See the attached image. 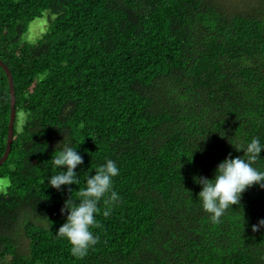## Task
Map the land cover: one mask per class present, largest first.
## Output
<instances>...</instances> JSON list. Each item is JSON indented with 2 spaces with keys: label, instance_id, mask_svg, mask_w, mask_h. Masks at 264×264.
I'll list each match as a JSON object with an SVG mask.
<instances>
[{
  "label": "trees",
  "instance_id": "obj_1",
  "mask_svg": "<svg viewBox=\"0 0 264 264\" xmlns=\"http://www.w3.org/2000/svg\"><path fill=\"white\" fill-rule=\"evenodd\" d=\"M242 1L0 0V59L16 97L0 166V264H264V228L252 231L264 189L250 187L214 224L194 180L243 155L229 139L264 143V0ZM42 17L45 32L23 42ZM10 117L0 65V159ZM65 136L84 163L80 184L57 191L47 180ZM261 157L253 166L264 170ZM107 159L119 204L107 217L99 205L98 242L77 258L56 236L60 209Z\"/></svg>",
  "mask_w": 264,
  "mask_h": 264
},
{
  "label": "clouds",
  "instance_id": "obj_2",
  "mask_svg": "<svg viewBox=\"0 0 264 264\" xmlns=\"http://www.w3.org/2000/svg\"><path fill=\"white\" fill-rule=\"evenodd\" d=\"M229 143L242 156L232 157L231 154L220 162L213 178L194 177L201 187L198 200L202 210L208 214L212 223H218L220 217L228 208L239 205L242 194L250 187L257 185L264 189V170L253 165L260 160L264 151V143L260 138L253 137L243 143ZM79 146L71 143L65 136L58 143L50 162L56 174L51 175L48 187L62 191V186L79 185L80 179L76 169L84 163L83 156L78 151ZM95 174L85 178V186L77 191V198H69L60 209L61 215L66 214L65 222L56 231V236L67 240L70 254L77 258L84 257L88 250L98 242L91 229L97 227L96 215L100 213L99 205L104 204L103 215L109 216L119 204V194L114 190V178L119 175V168L112 159L94 169ZM264 228V219L252 225V231Z\"/></svg>",
  "mask_w": 264,
  "mask_h": 264
},
{
  "label": "rangeland",
  "instance_id": "obj_3",
  "mask_svg": "<svg viewBox=\"0 0 264 264\" xmlns=\"http://www.w3.org/2000/svg\"><path fill=\"white\" fill-rule=\"evenodd\" d=\"M221 2H226L231 8H234V6L229 2L230 0H217ZM236 1V6L242 7L243 6V1L241 0H234ZM37 18L34 21H32L29 25V31L25 34L23 42H35L38 37L42 35L43 32L47 29L48 26V20L45 18ZM8 181L6 182L5 180L0 179V192L5 191V187L7 185ZM15 236V235H14ZM16 238V236H15ZM18 239V249L22 253H28L29 251V240L25 235V232L23 228H19V233L17 235Z\"/></svg>",
  "mask_w": 264,
  "mask_h": 264
},
{
  "label": "water",
  "instance_id": "obj_4",
  "mask_svg": "<svg viewBox=\"0 0 264 264\" xmlns=\"http://www.w3.org/2000/svg\"><path fill=\"white\" fill-rule=\"evenodd\" d=\"M0 65L4 67L8 75L10 89H11V117H10V123H9V128H8V141H7L6 151L3 157L0 159V166H1L8 159L9 154L12 149V142H13V137H14V122L16 119V109H15L16 97H15V85L13 81V74L11 70L9 69V67L1 59H0Z\"/></svg>",
  "mask_w": 264,
  "mask_h": 264
}]
</instances>
